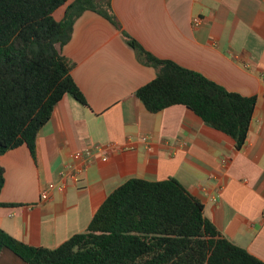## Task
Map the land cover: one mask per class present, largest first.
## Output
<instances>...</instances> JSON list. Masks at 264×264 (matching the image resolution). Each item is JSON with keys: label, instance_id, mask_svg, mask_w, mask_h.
I'll return each instance as SVG.
<instances>
[{"label": "crops", "instance_id": "crops-1", "mask_svg": "<svg viewBox=\"0 0 264 264\" xmlns=\"http://www.w3.org/2000/svg\"><path fill=\"white\" fill-rule=\"evenodd\" d=\"M111 6L121 29L154 56L255 96L247 142L238 150L232 137L181 104L150 112L136 91L157 68L139 60L112 22L88 10L63 48L88 106L70 94L62 98L38 135L37 160L25 145L0 156V228L56 248L86 231L127 180L175 178L226 238L264 261V0H111ZM195 16L203 19L198 26ZM88 149L89 160H76ZM75 164L87 166L73 180ZM51 182L64 188L42 200ZM0 264L28 263L4 248Z\"/></svg>", "mask_w": 264, "mask_h": 264}, {"label": "trees", "instance_id": "trees-1", "mask_svg": "<svg viewBox=\"0 0 264 264\" xmlns=\"http://www.w3.org/2000/svg\"><path fill=\"white\" fill-rule=\"evenodd\" d=\"M88 10L112 22L139 60L157 68L136 91L150 112L184 105L232 137L238 150L245 146L257 98L154 56L121 29L111 0H0V156L25 145L37 160L38 135L62 98L70 94L88 106L71 73L75 63L63 53ZM4 183L0 166V192ZM4 248L28 264H264L226 238L175 178L127 180L108 195L86 231L56 248L27 244L0 228V253Z\"/></svg>", "mask_w": 264, "mask_h": 264}, {"label": "built area", "instance_id": "built-area-1", "mask_svg": "<svg viewBox=\"0 0 264 264\" xmlns=\"http://www.w3.org/2000/svg\"><path fill=\"white\" fill-rule=\"evenodd\" d=\"M203 19L200 16H195L192 20V23L194 26H198L202 23ZM93 155V151L88 149V150H84V151H78L75 153L74 157L76 158V160H89ZM105 159H107L105 157ZM228 163L227 159H223L222 160V164L223 166H226ZM86 164L83 165H79V164H75L72 166L71 172L69 174L70 178H72L73 180H76L77 177L83 173L86 169ZM64 185L63 184H58V183H48L46 186H44L41 189L40 192V196L42 200H48L50 198L51 192L55 189H63ZM214 200H216V198H214Z\"/></svg>", "mask_w": 264, "mask_h": 264}]
</instances>
